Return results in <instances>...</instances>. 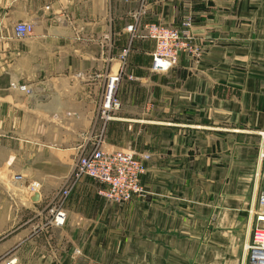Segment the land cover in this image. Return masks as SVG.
<instances>
[{
	"label": "crops",
	"instance_id": "crops-1",
	"mask_svg": "<svg viewBox=\"0 0 264 264\" xmlns=\"http://www.w3.org/2000/svg\"><path fill=\"white\" fill-rule=\"evenodd\" d=\"M143 9L131 37L134 0H0V264H246L243 209L264 148V0ZM188 14L201 56L150 72L143 23L174 27ZM15 23L31 33L14 39ZM116 73L119 106L102 122ZM97 135L103 151L149 157L145 197L113 205L80 178L52 227L47 203ZM16 174L38 185L36 202L10 183Z\"/></svg>",
	"mask_w": 264,
	"mask_h": 264
},
{
	"label": "built area",
	"instance_id": "built-area-1",
	"mask_svg": "<svg viewBox=\"0 0 264 264\" xmlns=\"http://www.w3.org/2000/svg\"><path fill=\"white\" fill-rule=\"evenodd\" d=\"M136 10L131 14V23L125 28L129 36H134L136 23L143 15L144 0H134ZM13 38L25 39L32 30L30 24L15 23L12 25ZM193 22L191 15H186L180 20L178 26L169 27L162 24L144 22L142 26V38L153 42L150 54L149 70L152 73H165L175 65L179 55H185L188 59L196 61L202 54L200 43L192 32ZM128 48L120 51L121 58L125 56ZM119 74L109 76L104 82L101 102L99 107L100 120L107 121L111 118V112L117 110L119 102L113 96ZM7 87L11 91H18L28 95L29 89L16 81H10ZM101 132V131H100ZM100 134V133H99ZM100 136L94 137L93 145L89 149H82L74 158L68 177L60 186V190L48 201L46 207L48 223L55 228L62 227L65 218L62 210L63 202L67 197L70 187L80 178L91 179L101 187L97 195L104 202L120 206L128 203L132 198L142 200L145 190L140 184L143 175V163L149 157L145 154L136 155L129 150L106 151L102 150L99 143ZM257 160L260 163L261 177L264 182V148L257 150ZM10 183L19 187L28 200L31 195L37 194L38 185L21 175H12ZM38 200V199H37ZM251 219L252 230L249 243L245 246L246 264H264V190L256 196L255 206H251L246 212Z\"/></svg>",
	"mask_w": 264,
	"mask_h": 264
},
{
	"label": "rangeland",
	"instance_id": "rangeland-1",
	"mask_svg": "<svg viewBox=\"0 0 264 264\" xmlns=\"http://www.w3.org/2000/svg\"><path fill=\"white\" fill-rule=\"evenodd\" d=\"M261 172H259V174H257V175H255V177H254V175H253V177H252V179L250 180V182L252 183L251 184V186H250V188H249V192H248V196H247V199H246V202H247V204H246V206H244V219H246L247 218V216H248V214L246 213L247 212V209L251 206L252 208L255 206V201H256V196H257V194L260 192V191H262V190H264V182H263V179H262V177H261V174H260ZM254 180V181H253ZM254 183H256V185H257V189L255 190L254 189V187H253V184ZM3 184V183H2ZM253 190H255L254 192H253ZM251 230H252V227H251Z\"/></svg>",
	"mask_w": 264,
	"mask_h": 264
},
{
	"label": "water",
	"instance_id": "water-1",
	"mask_svg": "<svg viewBox=\"0 0 264 264\" xmlns=\"http://www.w3.org/2000/svg\"><path fill=\"white\" fill-rule=\"evenodd\" d=\"M37 199H38L37 194L31 195V197H29V201H30V202H36Z\"/></svg>",
	"mask_w": 264,
	"mask_h": 264
}]
</instances>
